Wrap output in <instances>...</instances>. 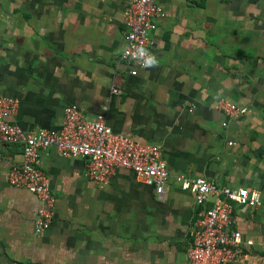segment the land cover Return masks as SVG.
Returning a JSON list of instances; mask_svg holds the SVG:
<instances>
[{
  "label": "crops",
  "instance_id": "0c3cea01",
  "mask_svg": "<svg viewBox=\"0 0 264 264\" xmlns=\"http://www.w3.org/2000/svg\"><path fill=\"white\" fill-rule=\"evenodd\" d=\"M157 1L168 15L150 34L156 63L132 74L121 57L130 0H0V98L20 101L11 122L58 129L68 104L88 119L106 107L115 132L162 145L169 167L160 198L131 169L101 185L86 159L43 150L56 209L37 234L38 196L8 179L22 145L0 143V264H188L199 206L180 175L264 201V0ZM223 100L245 114L227 115ZM234 216L235 264H264L263 211L235 204Z\"/></svg>",
  "mask_w": 264,
  "mask_h": 264
},
{
  "label": "built area",
  "instance_id": "2783aa9c",
  "mask_svg": "<svg viewBox=\"0 0 264 264\" xmlns=\"http://www.w3.org/2000/svg\"><path fill=\"white\" fill-rule=\"evenodd\" d=\"M167 15L157 0H130L125 8L126 44L121 57L136 67L132 74H137L138 68L147 67V59L154 57L150 34L156 27L155 19ZM141 49L146 55H140ZM113 92L120 93L121 90L113 88ZM19 106L17 98H0V143L22 145V162L10 169L8 179L11 185L26 188L38 196L37 234L49 229L55 217L56 197L49 177L41 168V152L49 147H55L64 157L86 159L88 176L101 185L109 183L118 168H127L133 170L140 181L153 184L160 198L164 196L169 167L162 145L142 143L115 132L107 124L106 107L88 119L83 108L68 104L58 129L27 131L9 120L18 112ZM217 108L231 117H240L247 110L224 100ZM229 144L232 145L233 141ZM177 180L183 190L194 194L199 206L187 249L188 264L238 262L243 239L241 231L234 228V207L237 204L244 209H261L264 213V201L259 191L220 185L215 179L204 176L188 178L180 175ZM209 202L211 205L207 206Z\"/></svg>",
  "mask_w": 264,
  "mask_h": 264
},
{
  "label": "clouds",
  "instance_id": "9594fccd",
  "mask_svg": "<svg viewBox=\"0 0 264 264\" xmlns=\"http://www.w3.org/2000/svg\"><path fill=\"white\" fill-rule=\"evenodd\" d=\"M140 55L144 56L146 55L145 51L143 49L140 50ZM156 63L154 57H149L146 61V66H151L154 65Z\"/></svg>",
  "mask_w": 264,
  "mask_h": 264
},
{
  "label": "trees",
  "instance_id": "16d2710c",
  "mask_svg": "<svg viewBox=\"0 0 264 264\" xmlns=\"http://www.w3.org/2000/svg\"><path fill=\"white\" fill-rule=\"evenodd\" d=\"M197 1H199V2H200V1L204 2V0H197ZM224 1H225V2H228V1H230V0H224Z\"/></svg>",
  "mask_w": 264,
  "mask_h": 264
}]
</instances>
